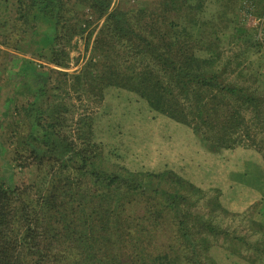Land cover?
<instances>
[{
  "label": "rangeland",
  "instance_id": "obj_1",
  "mask_svg": "<svg viewBox=\"0 0 264 264\" xmlns=\"http://www.w3.org/2000/svg\"><path fill=\"white\" fill-rule=\"evenodd\" d=\"M110 1L109 11L128 12L135 29L153 39L156 53H177L178 47L186 44L198 59L214 61L203 68L222 71L227 83L250 89L263 106L259 112H252L238 105L249 128L235 134L229 146L213 145L196 132L193 124L152 107L136 90L134 86L142 79L143 87L147 83L154 86L158 81L165 99H170L175 107L176 103L184 108L186 119L195 123L190 114L198 97L195 89L192 100L191 96L190 99L182 96L173 74L157 65L146 44L113 41L109 46L106 38L98 44L106 16L98 19L90 8L85 10L90 23L84 24L83 32L63 38L68 58L62 66L48 62L39 54L20 53L3 43L5 33L12 39L18 30L19 22L13 24V18L19 2L0 0V80L8 76L21 78L17 69L25 64L10 55L32 60L36 70L46 74L38 79L50 90L51 101L67 107L60 121L62 135L76 149L96 153L101 170L125 176L135 174L142 179L145 194L152 190L141 205L133 204L120 216L119 226H113L111 231L113 243L109 247L87 240L82 246H68V254L63 253L65 246L57 245L53 252L58 256H47L52 251L44 250L40 234L47 235L46 201L52 188L67 179L72 183L70 190L86 196L101 185L88 179L81 184L79 174L72 169L60 174V166L55 162L38 166L25 159H21L22 164L13 161L10 130L3 129L7 150H0V181L9 187H26L22 199L32 210L43 253L36 262L35 248L24 240L27 225L21 222L22 229L15 228V235L23 254L28 255L25 264H151L161 251L174 253L167 246L169 231L160 230V224H169L166 220L169 215L163 211L164 199L153 190L161 182V190L173 191L181 185L179 180L196 187L189 191L191 202L181 203L180 209L188 215L187 225L201 246L197 264H264V41L257 40L264 0H188L186 4L170 5L173 9L163 6L165 0H160V7L156 0ZM251 5L255 6L254 12L245 15V7ZM12 41L16 45L15 39ZM109 67L120 75V83L105 81L101 94H97L87 85L84 75L91 70L96 75ZM25 99L19 94L17 103ZM166 171L170 174L160 178ZM56 189L65 197V189ZM121 192L128 193L125 189ZM197 216L219 228V233L206 234L207 242ZM141 226L149 227L145 240L153 238V243L142 244L138 239L137 228ZM120 239L123 244L118 243ZM131 239L134 242L138 239L140 244L132 246ZM141 245L143 253L138 256ZM90 246L98 250H93V257L82 258ZM177 249H182L178 250L181 256L190 259L187 264H196V258L183 247L177 245ZM69 254L76 255L68 261Z\"/></svg>",
  "mask_w": 264,
  "mask_h": 264
},
{
  "label": "trees",
  "instance_id": "obj_2",
  "mask_svg": "<svg viewBox=\"0 0 264 264\" xmlns=\"http://www.w3.org/2000/svg\"><path fill=\"white\" fill-rule=\"evenodd\" d=\"M17 1L19 8L17 7L15 12L13 24L19 22V31L16 30L15 36L12 35L16 45L9 37V33L3 35V43L20 53L31 56L39 54L52 64L64 66L68 53L62 44L63 38H70L78 32H83L84 24L90 23L89 15L85 13V10L90 8L98 19L106 16L104 29L97 39L98 44L103 43L105 38L109 46L113 45V41L120 44L125 42L132 45L146 44V48L153 52L157 65H161L162 70L173 74L182 96H186L187 99L191 96L192 100L191 93L195 89L198 97L190 110L195 123H191L186 119L187 114L184 108H179L176 103L175 107L170 99H165V92L160 90L158 81L154 86L147 83V86L143 87L142 79L134 86L142 96L148 99L152 107L180 121L193 124L196 132L202 133L203 137L213 145L229 146L235 134L241 129L249 128V123H246L241 116V109L238 105H243L252 112H259L263 106L258 95L250 89L227 83L222 71L203 68L214 61L208 58L198 59L192 49L188 50L186 44L178 47L177 53L172 51L169 54L156 53L153 39L135 29L128 17V12L117 9L109 11L110 0ZM156 1L160 7V0ZM187 2L188 0H165L163 6L173 9L169 6ZM10 56L14 60L21 59L25 67L17 69L20 79L15 80L8 76L7 79L0 80V150L2 149L3 152L7 150V143L3 141V137L4 130L8 129L11 137L10 145L13 146L11 149L13 161L21 163V159H25V162H32L38 166L55 162L60 166V174L72 169L79 174L77 177L81 184L88 179L101 185L86 196L80 195L78 190H70L72 183L67 179L60 180L52 188L46 201L49 214L45 226L47 235L40 234L44 250L52 251V253H47V256L52 258L58 256L53 252V248L57 245L65 246L63 253L68 254V246L75 247L77 244L82 246L87 240H91L92 243L102 242L103 247H109V244L113 243L111 231L113 226L116 228L119 226L120 216L126 213L133 204L141 205L146 200L144 197L148 196V193L152 194V190L145 194L147 190L144 183L135 174L125 176L105 172L100 169L95 159L96 153L76 149L73 143L59 131L61 116L67 107L61 102L53 103L50 90L41 82V79H38L46 74L36 70L32 60L22 59L18 55ZM84 77L87 85L92 86V90L97 94H101L105 81L120 83L118 81L120 75L110 67L99 71L96 75L91 70ZM19 94L27 98L21 104L17 103ZM21 123L23 125H20ZM168 174H170L169 171H166L160 175V178H165ZM179 182L181 185L170 192L159 188V186L162 188L161 182L155 184L157 187L153 193L155 195L161 193L164 199L163 211L169 215L166 219L169 224H160V230L169 231L167 246L174 253L161 251L159 256L152 259L151 264H180L181 261V264H187L190 262L189 258L178 253V250L182 249H177V245L193 255L196 258V264L200 262L197 253L201 246L187 225L188 215H184L180 209L181 203L191 202L189 191L190 189L195 190L196 187L192 183H187L188 188L183 189L182 186H187V184L185 185L183 180ZM56 188L65 189V197L60 195ZM25 189L26 187H9L0 181V264H25L27 262L28 255L23 254V247L20 249V243L15 235V228L22 229L21 222L27 225L24 240L32 243L35 248L36 262L39 256L43 255L37 239V227L33 225L35 219H33L32 210L22 199ZM124 189L128 192L127 194L121 192ZM198 191L201 192L199 189ZM143 194L145 195L142 197ZM197 219L201 225V231L204 232L205 242L208 241L206 237L208 232L219 233V228L214 227L210 221L200 216H197ZM137 231L138 239L142 241V244L153 243V238L145 240L149 232L148 226H141L137 228ZM138 239H135V242L131 239V242L135 244L132 246L140 244ZM118 243L123 244V240L120 239ZM86 249L82 258L93 257V250H98L91 246ZM142 250L141 245L138 247V256L143 253ZM262 251L264 255V249ZM75 255L72 257L69 254L68 261L72 260Z\"/></svg>",
  "mask_w": 264,
  "mask_h": 264
},
{
  "label": "built area",
  "instance_id": "obj_3",
  "mask_svg": "<svg viewBox=\"0 0 264 264\" xmlns=\"http://www.w3.org/2000/svg\"><path fill=\"white\" fill-rule=\"evenodd\" d=\"M254 9H255V6L254 5H251L249 7H245L244 9V14L245 15H248L250 13H253L254 12ZM259 23H260V29H259V37L257 38V40H260L259 43H263L264 41V13L262 15V17L259 19Z\"/></svg>",
  "mask_w": 264,
  "mask_h": 264
}]
</instances>
